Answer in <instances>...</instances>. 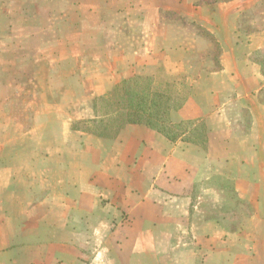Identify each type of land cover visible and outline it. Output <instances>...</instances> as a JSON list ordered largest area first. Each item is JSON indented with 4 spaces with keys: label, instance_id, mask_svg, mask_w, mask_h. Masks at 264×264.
Instances as JSON below:
<instances>
[{
    "label": "crops",
    "instance_id": "obj_1",
    "mask_svg": "<svg viewBox=\"0 0 264 264\" xmlns=\"http://www.w3.org/2000/svg\"><path fill=\"white\" fill-rule=\"evenodd\" d=\"M0 264H264V0H0Z\"/></svg>",
    "mask_w": 264,
    "mask_h": 264
},
{
    "label": "trees",
    "instance_id": "obj_2",
    "mask_svg": "<svg viewBox=\"0 0 264 264\" xmlns=\"http://www.w3.org/2000/svg\"><path fill=\"white\" fill-rule=\"evenodd\" d=\"M180 94V92H179ZM171 82L154 77L135 78L118 84L105 97L95 103L97 112L113 114L126 112L129 123H145L158 128V124L169 121L181 106Z\"/></svg>",
    "mask_w": 264,
    "mask_h": 264
},
{
    "label": "rangeland",
    "instance_id": "obj_3",
    "mask_svg": "<svg viewBox=\"0 0 264 264\" xmlns=\"http://www.w3.org/2000/svg\"><path fill=\"white\" fill-rule=\"evenodd\" d=\"M159 79H165V77H163L162 75L160 76ZM182 94V92H180L179 96Z\"/></svg>",
    "mask_w": 264,
    "mask_h": 264
}]
</instances>
